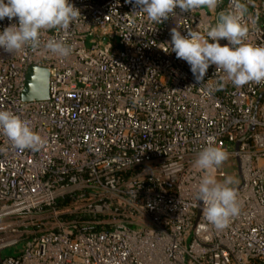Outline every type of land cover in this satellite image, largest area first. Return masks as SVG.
I'll list each match as a JSON object with an SVG mask.
<instances>
[{
  "label": "built area",
  "instance_id": "2783aa9c",
  "mask_svg": "<svg viewBox=\"0 0 264 264\" xmlns=\"http://www.w3.org/2000/svg\"><path fill=\"white\" fill-rule=\"evenodd\" d=\"M69 2L78 21L41 35L65 37L68 57L0 49V110L44 141L18 150L0 132V264H264V84L235 87L212 65L200 86L169 45L172 28L214 25L230 0L161 24L135 0ZM246 2L247 42L264 46V0ZM30 66L50 72L45 100L22 99ZM209 142L229 153L216 178L226 163L240 175L241 211L224 230L197 200L193 165Z\"/></svg>",
  "mask_w": 264,
  "mask_h": 264
},
{
  "label": "clouds",
  "instance_id": "9594fccd",
  "mask_svg": "<svg viewBox=\"0 0 264 264\" xmlns=\"http://www.w3.org/2000/svg\"><path fill=\"white\" fill-rule=\"evenodd\" d=\"M222 0H135L139 11L154 23H163L181 12L206 8L215 13ZM248 14L246 0H230V9L219 13L214 25L197 26V30L182 35L177 28L171 29V52L177 59L186 61L197 84L204 85L210 66L226 74L235 87L249 83L264 84V46L247 42L250 26L245 22ZM80 10L69 0H0V20L17 18L0 31V49L14 54L25 47L39 49L42 44L49 52L59 57H68L72 46L65 37L41 40L43 31L63 30L65 33L78 21ZM227 43L221 45V40ZM167 52V51H166ZM224 77L208 86L207 91L222 90ZM0 132L18 150H38L42 137L33 130L30 122L12 111L0 110ZM229 159L222 146L209 142L196 156L193 167L203 175L197 188V200L203 202L204 219L217 230L226 229L232 218L241 211V202L235 185L238 180L225 175L218 180L216 170Z\"/></svg>",
  "mask_w": 264,
  "mask_h": 264
},
{
  "label": "water",
  "instance_id": "95a60500",
  "mask_svg": "<svg viewBox=\"0 0 264 264\" xmlns=\"http://www.w3.org/2000/svg\"><path fill=\"white\" fill-rule=\"evenodd\" d=\"M219 14L217 15L218 21ZM50 72L46 68L30 66L22 92L24 101L45 100L49 97ZM239 150V143L236 151Z\"/></svg>",
  "mask_w": 264,
  "mask_h": 264
},
{
  "label": "rangeland",
  "instance_id": "374dc122",
  "mask_svg": "<svg viewBox=\"0 0 264 264\" xmlns=\"http://www.w3.org/2000/svg\"><path fill=\"white\" fill-rule=\"evenodd\" d=\"M225 170H227L228 172H230V174L229 175H231V176H238V177H235L236 179H238V178H240V175L237 173V175H235V173H234V170H233V168H232V164L231 163H226L225 164ZM23 245H20V247L19 248H21ZM10 254H15V249L14 248H8V249H5V250H3L2 252H1V255L2 256H7V255H10Z\"/></svg>",
  "mask_w": 264,
  "mask_h": 264
}]
</instances>
